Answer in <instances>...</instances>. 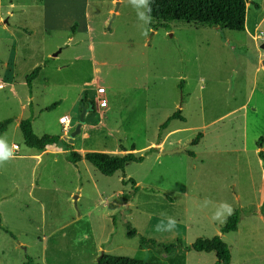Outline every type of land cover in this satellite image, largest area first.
Segmentation results:
<instances>
[{"label":"rangeland","instance_id":"374dc122","mask_svg":"<svg viewBox=\"0 0 264 264\" xmlns=\"http://www.w3.org/2000/svg\"><path fill=\"white\" fill-rule=\"evenodd\" d=\"M112 1L47 0L48 6L0 0V79L9 83L0 89V122L12 120L0 137L10 153L0 160V219L15 236L0 230V264H96L102 253L150 264H215L213 252L191 249L197 239L215 236L228 246L230 264H264V69L257 71L255 63L264 40L253 39L264 34V21L258 25L264 0L248 3L246 33L182 22L154 30L146 0ZM54 6L86 7L97 27L105 21L106 37L95 41L92 57L100 70L94 75L106 87L109 131L95 133L85 147L120 155V147L134 146L143 162L127 164L123 174L105 177L84 160L75 166L60 152L39 156L23 143L21 120L30 119L38 137L62 134L60 113H68L72 124L79 121L81 105L68 109L93 72L85 34L69 42L70 27L44 33L42 10ZM76 39L77 47L65 48ZM77 53L82 59L70 64ZM44 59L42 77L26 86L23 73L42 67ZM162 76L164 92L155 104L153 86ZM180 78L186 80L183 91ZM171 95L186 122L171 121L168 130L176 132L157 151L151 145L174 111ZM88 114L86 123L94 117ZM128 179L137 189L122 184ZM222 203L239 216L227 234L221 228L231 215L223 223L213 219L227 215ZM169 217L175 228L158 231ZM130 231L136 235L128 237Z\"/></svg>","mask_w":264,"mask_h":264},{"label":"trees","instance_id":"16d2710c","mask_svg":"<svg viewBox=\"0 0 264 264\" xmlns=\"http://www.w3.org/2000/svg\"><path fill=\"white\" fill-rule=\"evenodd\" d=\"M250 0H146L147 17H151L150 26L156 30L166 28L169 23H186L200 28H212L219 31H235L243 32L245 28L246 7ZM151 9V12L149 11ZM40 71L36 67L25 79L26 85L31 87L32 81L37 77ZM93 106V103H91ZM174 120L184 121L180 111H176L165 122L159 126V136L167 128L169 123ZM12 123L11 119L0 122V137L6 131L7 127ZM24 145L33 149L38 153L44 152L47 148L58 146L61 150L66 151L65 159L72 165H77L82 160L88 162L97 171L105 176L111 177L116 173L124 172L125 166L129 163H142L143 157L138 156L134 151V146L130 150L119 148L123 155H109L102 152H88L83 156L74 151L72 146L59 136L44 135L38 137L32 130V122L30 119L21 120L18 123ZM197 140V139H196ZM196 140L193 144L196 143ZM261 138L257 141V146L261 149ZM262 156V152H259ZM193 156V153H190ZM130 183L134 189L135 182L128 179L123 180L122 184ZM239 221L238 213L232 214L226 224L221 228L222 234H227L236 230ZM0 230L9 235L12 239L15 236L12 232L5 229L1 225ZM135 231L127 233L128 237H134ZM147 241L140 238V243L145 244ZM191 249L196 253H211L216 257L215 264H230L231 254L228 246L215 236L211 239H197ZM26 264H31L28 261ZM96 264H150L141 260L131 259L127 257H117L109 254L102 255Z\"/></svg>","mask_w":264,"mask_h":264},{"label":"crops","instance_id":"0c3cea01","mask_svg":"<svg viewBox=\"0 0 264 264\" xmlns=\"http://www.w3.org/2000/svg\"><path fill=\"white\" fill-rule=\"evenodd\" d=\"M39 1H40L41 4L44 3V4L48 5V6L50 5V3L47 2V0H39ZM114 1L115 0H113L112 2H114ZM249 2L253 3L252 1H249ZM9 6L13 7V6H16V5L11 2L9 4ZM258 6L259 5H256V8H258ZM247 7H248V4H247ZM111 13H114V11L110 10L109 14H111ZM114 14H116V13H114ZM10 16H12L11 13H10ZM42 21L44 23L43 24L44 33H46L47 31H60V32L62 31V32H64L70 27V29L72 30V32H71L72 37L69 38V42H72V39L75 38L78 34H85V36L87 38V45H86L87 52L91 55V60H90V62H89L87 67L90 69V71L93 70V72H91L92 75L90 73L89 76H88V79H84L80 84L77 83V84H79L78 86H81V87H79L81 89L78 91L79 93H78L76 99L71 103V105H70V107L68 109L69 110L68 112L73 111L74 108L77 106V104H80V105L84 104V106L87 108L89 105H91V103H93L92 111H90V112L94 113V117L90 118L88 123H86V117L89 115L88 113H90V112L86 113V115H85V124L81 126L80 134L75 136V138L72 141V144H70L72 146V149L74 151H77L78 153H80L82 156L84 154L88 153V152H102V153H106V154L112 155L113 153H110V152H108V151H106L104 149L101 150V149H93L91 147L90 148H86L85 147L86 141L88 139H91L93 137V135H95V133H97V132L100 133V134L104 133L106 135L105 131H109V129H108L109 122H108V119H106L107 118L106 112L108 111V108H105L106 107V93H107L106 92V87H104L102 85L101 79L99 77H97L96 75H94L96 72H100V70H99V68H95V66L97 65V62H96L95 58L92 57L94 52H95V47H94L95 41L99 37H106V34L104 32L105 25L103 23V22H105L104 19L102 21L103 25H101V27H97L96 24H95V21H93V19H92V15L89 13V10L86 7L85 8H70L69 10L66 11V10H62L58 6H54L52 8L44 7V9L42 10ZM263 21H264V17L259 21L258 25L261 24ZM246 32H247V23H246V18H245V28H244L243 33H246ZM31 34H32L31 31L28 32L26 30V35L31 36ZM73 42H74L73 45L72 44H67V43H63V44L64 45L66 44L65 48L69 50V49H73L74 47H77L81 43V41L77 40V39L75 41H73ZM60 49L61 50L58 52V54H60L62 52L63 48H60ZM256 50H257V47H256ZM46 58H49V57H46ZM81 59H82V56L77 53V54H75V55H73L71 57L70 64L72 63V61H80ZM262 59H264V54L261 55L259 53L257 55L258 63ZM99 64H101L102 66H105L106 62H104V61L102 63L99 62ZM65 66H67V65H65ZM256 66H257V71L259 70V68L264 69L263 67H261V66H259L257 64H256ZM39 68H40V71H39L38 76L36 77V79H34L32 81L31 88L34 87L37 79H40L42 77L43 72L46 69V60L45 59L43 61L42 67H39ZM63 68H64L63 66H57L55 68V70L59 71V70H61ZM26 76L27 75L25 73H23L22 78H24V80H25ZM155 76L158 77L159 75L155 74ZM166 79L167 78L165 76H162L160 80L158 79L160 82L153 86L154 95L156 97V100L154 99L155 104L159 101V99L161 98L162 93L164 92V88L161 86L162 88L160 87L161 88L160 89L159 85H160L161 82L166 81ZM179 80H180V84H179L180 88H181L182 81L184 82V85H186V80L184 78H180ZM3 81L4 80L0 79V89H2V90L5 88L6 85L8 86V84H9V83L4 84ZM25 85H26V83H25ZM94 88H104L105 96L102 99H98L95 95L89 94L88 91L90 89H94ZM181 89H182V91L184 90L183 86H182ZM171 91H172V88H171ZM170 94L173 95L172 92ZM82 95H84V101L83 102L81 101V96ZM172 95H171V100L172 101L170 103V106H171V110H174V111L170 115H167L166 119L168 117H170L172 114H174L176 111H180L181 117L184 119V121H182V123H185L186 119H185V117L182 114L183 111L180 110L181 105H178L177 101H174L172 99ZM91 98H93L94 101H92ZM64 99H67V96L64 97ZM96 101L98 103L97 105H95V103H94ZM157 106L159 108V104H157ZM95 111H96V113H95ZM79 113L81 114V109H80ZM63 116H68V118H69V124L67 126V135L64 134V132H63V127L64 126L59 123V119L62 118ZM165 120L163 122H165ZM162 123H160L159 126ZM57 124L59 125L60 133H62L61 135H59V137L62 140L66 141L68 143L69 134H71V132L75 130L76 126L78 125V122L72 124L71 118L68 115V113H60V115L57 116ZM159 126H158V133H157L158 143L156 145H151V147H154V149L157 150V151H163V147H164L165 142L176 131L175 130H168V126H167L166 131L165 130L163 131V132H166V133L163 134V132H162V134L159 136ZM13 149H14V147H13ZM135 151H134V153H136ZM59 152L63 153L64 155L66 153V151H63V150L53 151V150H51V147H49L44 152L39 153L38 155L41 156L43 154H53V153L56 154V153H59ZM115 153H118L120 155L126 154V152H121L120 150L118 152H115ZM36 157H38V156H36ZM135 184H136L135 187H137V183H135Z\"/></svg>","mask_w":264,"mask_h":264},{"label":"clouds","instance_id":"9594fccd","mask_svg":"<svg viewBox=\"0 0 264 264\" xmlns=\"http://www.w3.org/2000/svg\"><path fill=\"white\" fill-rule=\"evenodd\" d=\"M141 3H144L145 0H140ZM149 11L151 12V9H149ZM150 19L151 17H149V22H150ZM14 148L16 147L15 145L13 146ZM10 153H8L2 145H0V160H3V159H6L7 156L9 155ZM223 207H225L227 209V215L223 217V219H220V214L219 213H216L214 216H213V219L214 220H220L222 223L226 221L227 219V216H230L233 214V209L231 207V205L227 204V203H222L221 204ZM176 223L177 221L172 218V217H169L168 218V226L166 228L164 227H161V225H157V230L158 231H161V230H167V231H171L173 228H175L176 226Z\"/></svg>","mask_w":264,"mask_h":264},{"label":"water","instance_id":"95a60500","mask_svg":"<svg viewBox=\"0 0 264 264\" xmlns=\"http://www.w3.org/2000/svg\"><path fill=\"white\" fill-rule=\"evenodd\" d=\"M118 5L119 4L116 3L115 11L117 10ZM259 49H263L264 50V42H263L262 45L259 46ZM255 63L257 65H259V66H261V67L264 68V59H262L259 63H258V61L256 59L255 60ZM90 111H92V105H89L87 108L83 104L81 105V114H80V117H79L78 125L76 126L75 130L70 134L69 140H68V144H72V141L75 138V136H77L78 134H80V132H81V126L85 124V115H86V113H88ZM102 255H104V254L102 253L101 256Z\"/></svg>","mask_w":264,"mask_h":264},{"label":"built area","instance_id":"2783aa9c","mask_svg":"<svg viewBox=\"0 0 264 264\" xmlns=\"http://www.w3.org/2000/svg\"><path fill=\"white\" fill-rule=\"evenodd\" d=\"M254 41H263L264 39V34L260 32L259 34H254L253 36ZM92 95H95L98 99H102L105 96V90L104 88H94L89 90ZM59 123L63 125V132L64 134L67 135V126L69 124V118L68 116H63L62 118L59 119ZM14 149H17L15 147Z\"/></svg>","mask_w":264,"mask_h":264}]
</instances>
